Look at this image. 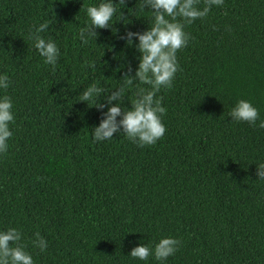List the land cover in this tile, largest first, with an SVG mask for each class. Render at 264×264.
Returning a JSON list of instances; mask_svg holds the SVG:
<instances>
[{"label":"trees","instance_id":"1","mask_svg":"<svg viewBox=\"0 0 264 264\" xmlns=\"http://www.w3.org/2000/svg\"><path fill=\"white\" fill-rule=\"evenodd\" d=\"M100 2L0 0V75L10 80L0 97L14 114L0 154V231H20L34 264H264V180L255 174L264 163V0H224L185 27L173 85L157 94L166 132L144 147L123 133L96 142L107 109L80 102L91 84L103 89L101 103L123 85L139 53L135 38L129 46L120 37L153 23L140 0H126L109 29L82 43L86 9ZM45 22L40 35L59 49L54 67L29 39ZM142 88L127 87L122 107ZM241 99L258 109L255 127L231 120ZM164 237L182 241L167 260L129 255Z\"/></svg>","mask_w":264,"mask_h":264},{"label":"clouds","instance_id":"2","mask_svg":"<svg viewBox=\"0 0 264 264\" xmlns=\"http://www.w3.org/2000/svg\"><path fill=\"white\" fill-rule=\"evenodd\" d=\"M126 0H101L98 5L88 6L86 9L90 23L79 30L78 38L82 43L89 39L95 41L99 35L97 29H109V22L117 13V5L125 6ZM202 4V7H201ZM224 0H140V9H150L152 13V26L142 32L125 31L120 37L127 45H133V38L139 53L138 66L133 72L131 66L123 73V85L111 91L100 102L103 89L91 84L82 91L80 102H92L101 112L98 126L92 130L96 142L111 140L114 134L123 133L127 139L138 147L152 146L162 139L166 128L162 116L167 109L162 106V98L158 93L162 88L168 89L173 85L175 74L179 70L177 52L188 45L190 34L185 31L187 25L197 19H205L214 6H222ZM119 22L128 24L123 11L119 13ZM49 27L48 23H41L35 30H30L29 39L34 41V47L44 58V63L55 66L59 57L57 44L50 38L44 39L40 33ZM90 63L89 68H94ZM125 67V66H121ZM148 85L147 89H140L130 108L122 107L125 89L134 82ZM10 84L7 75H0V89L7 90ZM115 102V103H113ZM87 104V103H86ZM13 103L8 95L0 97V154L8 150V141L13 133L10 125L14 122ZM229 116L235 122H247L255 127L259 119V112L251 102L239 100L231 109ZM119 117V119H117ZM260 128L264 129V120L260 121ZM256 177L264 180V163L256 165ZM34 244L45 251L47 241L36 233ZM22 236L16 228L0 231V264H34L32 256L21 243ZM182 241L172 238H161L154 248L140 244L131 249L129 255L141 261H147L154 256L157 261H165L173 256L180 248Z\"/></svg>","mask_w":264,"mask_h":264}]
</instances>
